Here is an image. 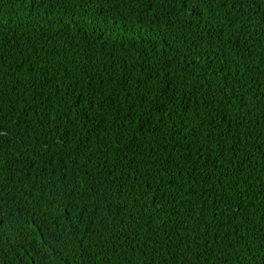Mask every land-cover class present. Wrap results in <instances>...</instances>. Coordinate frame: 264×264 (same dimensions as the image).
<instances>
[{
	"label": "trees",
	"instance_id": "1",
	"mask_svg": "<svg viewBox=\"0 0 264 264\" xmlns=\"http://www.w3.org/2000/svg\"><path fill=\"white\" fill-rule=\"evenodd\" d=\"M0 264H264V0H0Z\"/></svg>",
	"mask_w": 264,
	"mask_h": 264
},
{
	"label": "snow or ice",
	"instance_id": "2",
	"mask_svg": "<svg viewBox=\"0 0 264 264\" xmlns=\"http://www.w3.org/2000/svg\"><path fill=\"white\" fill-rule=\"evenodd\" d=\"M189 3V0H184V4L187 5Z\"/></svg>",
	"mask_w": 264,
	"mask_h": 264
}]
</instances>
